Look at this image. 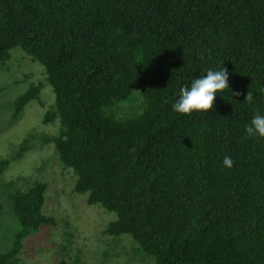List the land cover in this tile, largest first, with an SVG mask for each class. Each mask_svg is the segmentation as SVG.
I'll return each instance as SVG.
<instances>
[{
	"label": "trees",
	"instance_id": "trees-1",
	"mask_svg": "<svg viewBox=\"0 0 264 264\" xmlns=\"http://www.w3.org/2000/svg\"><path fill=\"white\" fill-rule=\"evenodd\" d=\"M17 47L55 94L43 121L58 130L38 139L88 204L116 213L105 234L129 235L152 264H264V139L245 133L264 114V0H0V68ZM223 66L229 88L213 109L172 110L182 86ZM43 87L8 101L13 119ZM10 162L0 158V172ZM46 189L9 192L20 227L0 264H17L23 240L56 224Z\"/></svg>",
	"mask_w": 264,
	"mask_h": 264
},
{
	"label": "rangeland",
	"instance_id": "rangeland-1",
	"mask_svg": "<svg viewBox=\"0 0 264 264\" xmlns=\"http://www.w3.org/2000/svg\"><path fill=\"white\" fill-rule=\"evenodd\" d=\"M39 81L44 83L40 98L30 101L13 119L8 101ZM0 85V158L11 159L0 172V202L4 206L0 213V253L11 248L20 227L9 192L44 180L47 189L43 212L53 216L56 224L43 225L23 240L17 264H152V258L142 260L135 255L137 244L129 235L110 236L103 232L116 219V213L88 204L87 194L74 190L76 176L59 162L53 144L38 139V135L58 130L57 123L43 121L46 109L55 100L43 65L17 47L6 66L0 68ZM29 135L34 137L31 148L13 159Z\"/></svg>",
	"mask_w": 264,
	"mask_h": 264
},
{
	"label": "clouds",
	"instance_id": "clouds-1",
	"mask_svg": "<svg viewBox=\"0 0 264 264\" xmlns=\"http://www.w3.org/2000/svg\"><path fill=\"white\" fill-rule=\"evenodd\" d=\"M228 88V70L224 66L217 70L208 69L206 74L199 75L190 85L179 89L178 98L171 105L172 110L182 115L206 112L213 109L217 93H222ZM252 100V93L248 92L244 101L251 104ZM245 133L254 139H264V114L259 110L254 112L250 122L245 125ZM232 164L233 161L229 156L223 158L222 166L231 168Z\"/></svg>",
	"mask_w": 264,
	"mask_h": 264
}]
</instances>
